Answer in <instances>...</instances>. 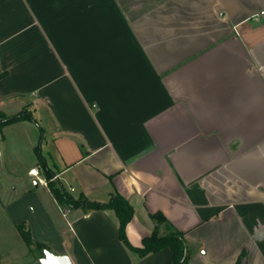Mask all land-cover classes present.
<instances>
[{
	"label": "crops",
	"instance_id": "obj_1",
	"mask_svg": "<svg viewBox=\"0 0 264 264\" xmlns=\"http://www.w3.org/2000/svg\"><path fill=\"white\" fill-rule=\"evenodd\" d=\"M261 11L264 0H0V112L33 117L0 133V264H39L19 226L73 264L172 260L130 250L112 209L61 204L49 181L74 198L122 195L132 246L160 212L189 264H264Z\"/></svg>",
	"mask_w": 264,
	"mask_h": 264
},
{
	"label": "trees",
	"instance_id": "obj_2",
	"mask_svg": "<svg viewBox=\"0 0 264 264\" xmlns=\"http://www.w3.org/2000/svg\"><path fill=\"white\" fill-rule=\"evenodd\" d=\"M3 113L0 112V133L5 125L21 121H32L33 117L31 112L27 108H23L18 113L3 117ZM38 146L35 147V150ZM48 179L51 178V174L47 173ZM49 188L55 197V199L61 203L71 207H82L85 210H103L112 209L118 219V237L120 241L130 250L137 252L140 256H145L148 253L160 250L162 248H170L172 251V260L164 264H189V257L186 251L185 238L182 232L175 229L166 218L160 213H154L151 218L155 221V229L152 234L142 239V246L135 247L130 244L126 236V226L131 220L134 210L132 205L127 199L117 192L111 194L110 198L106 202L90 201L84 195L80 194L78 198H74L66 190L61 187L55 186L52 181L48 182ZM164 226L166 233L164 235L158 234V227ZM19 231L24 242L30 246L35 245L42 256L47 247L41 243H33L30 234L22 226H19Z\"/></svg>",
	"mask_w": 264,
	"mask_h": 264
},
{
	"label": "water",
	"instance_id": "obj_3",
	"mask_svg": "<svg viewBox=\"0 0 264 264\" xmlns=\"http://www.w3.org/2000/svg\"><path fill=\"white\" fill-rule=\"evenodd\" d=\"M39 264H73L67 255H57L49 250L43 252V256L38 259Z\"/></svg>",
	"mask_w": 264,
	"mask_h": 264
},
{
	"label": "rangeland",
	"instance_id": "obj_4",
	"mask_svg": "<svg viewBox=\"0 0 264 264\" xmlns=\"http://www.w3.org/2000/svg\"><path fill=\"white\" fill-rule=\"evenodd\" d=\"M2 113H3V112H2ZM2 115H3V117L12 116V115H6V114H4V113H3ZM0 116H1V115H0ZM32 254H33V262H37L38 259H39L40 257H42L41 252H40L38 249H36V248L33 249Z\"/></svg>",
	"mask_w": 264,
	"mask_h": 264
},
{
	"label": "built area",
	"instance_id": "obj_5",
	"mask_svg": "<svg viewBox=\"0 0 264 264\" xmlns=\"http://www.w3.org/2000/svg\"><path fill=\"white\" fill-rule=\"evenodd\" d=\"M261 14H264V11H261L260 13H256V14H254L253 17H254L255 19H258L259 16H260ZM29 173H30V174H35V175H37V171H36V169H31V170L29 171ZM66 212H67V211H64L63 214L66 215Z\"/></svg>",
	"mask_w": 264,
	"mask_h": 264
}]
</instances>
